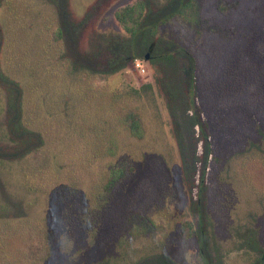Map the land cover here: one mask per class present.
I'll list each match as a JSON object with an SVG mask.
<instances>
[{"label": "rangeland", "instance_id": "rangeland-1", "mask_svg": "<svg viewBox=\"0 0 264 264\" xmlns=\"http://www.w3.org/2000/svg\"><path fill=\"white\" fill-rule=\"evenodd\" d=\"M136 1L67 0L60 9L68 31L59 38L61 13L50 0H0V70L18 82L24 122L42 134L50 158L47 168L38 165L29 173L27 163H40L44 156L0 157V264H136L153 254L167 255L177 264H199L196 235L181 234V221L193 219L191 200L197 195L182 175L174 136L181 112L178 103L168 101L164 85L169 81L184 87L187 104L201 110L208 124L213 157L200 205L210 248L222 264H253L256 254L240 248L237 238V231L246 227L256 228L264 245V107L261 115L255 114L260 125L233 118L232 127L221 126L210 110L215 100L209 83L215 82L217 62L232 56L236 38L253 31L259 38L255 47L264 54V0H197L209 24L235 27L236 38L221 37L213 28H191L174 15L158 21L156 36L195 58V95L187 92L182 73L173 76L144 58H133L107 75L79 67L85 59L95 68L104 66L108 37H127L114 12ZM167 1L150 0L155 11ZM220 2L227 4L226 10L219 8ZM242 93L239 101L250 99L248 92ZM169 104L176 108L169 110ZM130 112L141 119V137L132 135L124 120ZM61 118L69 126L61 125ZM85 140L88 156L80 152L77 157L72 148L69 154L70 145L85 147ZM13 145L6 89L0 82V150ZM91 159L97 161L98 174L94 163L86 164ZM121 166V182L103 205L91 207L93 187L104 186ZM127 212H138L140 218L135 224L129 220L125 228ZM90 214L88 224L85 215Z\"/></svg>", "mask_w": 264, "mask_h": 264}, {"label": "trees", "instance_id": "trees-1", "mask_svg": "<svg viewBox=\"0 0 264 264\" xmlns=\"http://www.w3.org/2000/svg\"><path fill=\"white\" fill-rule=\"evenodd\" d=\"M221 3L222 2L218 4L219 8L221 10H226L227 4ZM60 5L61 3L59 4V14L61 13V17L58 14L60 26L58 27L57 35L59 38H63L65 37V31H68L66 28L68 20L66 19L67 17H65L66 15L64 17L62 16L64 11H61ZM165 10L166 14H164ZM153 11H155V9L151 5L150 0H137L133 4L118 8L114 12V16L118 24L127 34V37L118 35H111L108 37L106 41L107 55L105 56V64L102 68H95L93 64V66L88 65V60L86 59L85 62H81L82 66L79 64V67L96 74H112L124 69L128 60L143 58L144 55L148 53L150 62L153 65L160 66L165 71L172 73L173 76H180L182 73L183 80L185 77L188 79L189 86L187 92H191L195 95L196 91H198L196 60L194 57L189 56V52L179 51L172 48V45H165L164 41L156 36L158 21L165 16L169 17L174 15L186 26L191 28L194 27L195 29L198 28L200 31L213 28L217 33H221L219 35L224 38H236L237 29L233 26L221 27L217 26V24H209V22L201 16L197 0H168L165 6L157 8L155 12ZM149 15L155 17V20L151 23L146 21ZM75 29L76 28L73 27V31H75ZM75 34L76 33L73 34L74 38H76ZM258 39V36L254 35L253 31L248 36L244 35L242 39L236 38L234 40L236 48L232 56L225 55L220 62H217L213 71L211 79L214 77L215 82L211 80L209 83L212 86L211 99H214L215 102L210 107V110L212 112V117L216 119L217 123L221 126L226 124L232 127L233 118H239L243 125H248L250 123L260 125V123H264V115L260 114L259 109L261 106L264 107V54L257 50V45L255 47V44L259 41ZM261 39L264 40L263 34ZM142 52H145L144 55L141 54ZM241 54L243 57H241ZM245 61L247 67L244 66ZM202 74L204 78H207V74L204 71ZM243 81L247 86H244V84L239 86ZM0 82L6 89L7 132L11 137L12 143H14L13 146L0 150V157L8 160H21L28 155L31 157L42 155L44 156V161L42 160L40 163H27V165L30 166L27 172L34 173V167L38 165L42 166L43 169L47 168L49 166L47 161L50 159L49 149L47 146H44L45 142L42 134L39 131L30 129L24 122L22 90L19 84L2 72H0ZM164 86L169 103L179 104L178 108L181 115L175 122L174 136L180 154L184 182L188 187H193L197 195L195 202L193 198L191 200L195 207L193 219H184L181 221V234L187 238L196 235L199 244L196 259L199 264H222L221 259L216 256L214 249H211L208 243L209 238L204 229L208 222L204 214L205 212L203 211V206L200 205V199L203 198V193L206 192L207 188L205 177L208 171V164L213 157L212 143L210 142L208 134V124L206 119L200 115L201 110L195 111L192 104H187V95L183 89L184 87L182 88L178 84H173L170 81L166 82ZM242 92H248L249 94L250 99L246 100V102L237 99V95H242ZM175 108V104L173 106L169 104V110ZM255 114L262 116V122H259ZM58 120L60 121V119L56 121ZM124 120L127 122L129 131L132 135L136 137L142 136L141 119L135 112L126 113ZM61 121H63L62 118ZM60 124L69 126L70 123H68V121H63V124L61 122ZM227 130L229 131L230 128L228 127ZM93 131L97 132L98 129L96 128V130ZM81 132L82 130H80V133ZM84 145L85 147L82 145L72 147V145H70L69 154L71 155L72 148L73 155L78 157L80 156V152H82V157L88 156L90 148L87 140H85ZM54 148L57 152L58 147ZM262 151L264 154V150ZM63 152L67 154L66 149H64ZM86 160H90V158H85V161ZM93 163L96 165L94 166L93 172L98 174L97 161L91 159V161L86 162L88 165H93ZM76 164L81 163L77 162ZM76 171L77 170L74 169V172ZM88 171L89 169L85 172ZM48 172L52 173L51 170H48ZM123 175L124 168L121 166L118 169L112 170L104 186L96 184L93 187L96 194L92 196L93 204L91 207L97 208V206L103 205V201L107 198V194L111 192L117 183L121 182ZM85 216H87L85 220H87L89 224L92 220L90 217L91 214ZM138 218H140L138 212H127L124 219L125 228L130 221L131 224H135ZM202 225L204 226L203 228L201 227ZM127 232L128 234L131 233V235L128 236H133L134 234L132 231ZM257 236L258 230L254 227H246L244 230L237 231L239 247L256 254L253 264H264V245L261 244L259 239L257 240ZM136 264L177 263L171 260L167 255L153 254L142 258Z\"/></svg>", "mask_w": 264, "mask_h": 264}, {"label": "flooded vegetation", "instance_id": "flooded-vegetation-1", "mask_svg": "<svg viewBox=\"0 0 264 264\" xmlns=\"http://www.w3.org/2000/svg\"><path fill=\"white\" fill-rule=\"evenodd\" d=\"M53 4H54V6L56 7V10H57V13L59 14V7H58V5L61 3V4H67V0H50ZM57 14V15H58ZM75 33H76V29H75V31H74ZM145 56V55H144ZM144 58V57H143ZM145 59V58H144ZM145 60H148L149 61V63H151L150 62V59H149V55H148V58L147 59H145ZM128 61H130V60H128ZM128 61H127V63H128ZM127 63H126V65H127ZM152 64V63H151ZM153 65V64H152ZM0 72H2L1 70H0ZM2 73H4V72H2ZM5 74V73H4ZM6 75V74H5ZM6 76H8V75H6ZM9 77V76H8ZM10 78V77H9ZM18 83V82H17ZM6 116H7V111H6Z\"/></svg>", "mask_w": 264, "mask_h": 264}, {"label": "water", "instance_id": "water-1", "mask_svg": "<svg viewBox=\"0 0 264 264\" xmlns=\"http://www.w3.org/2000/svg\"><path fill=\"white\" fill-rule=\"evenodd\" d=\"M144 58H145V59H147V58H148V53H146V54H145Z\"/></svg>", "mask_w": 264, "mask_h": 264}, {"label": "built area", "instance_id": "built-area-1", "mask_svg": "<svg viewBox=\"0 0 264 264\" xmlns=\"http://www.w3.org/2000/svg\"><path fill=\"white\" fill-rule=\"evenodd\" d=\"M137 66H139V63L137 62Z\"/></svg>", "mask_w": 264, "mask_h": 264}]
</instances>
